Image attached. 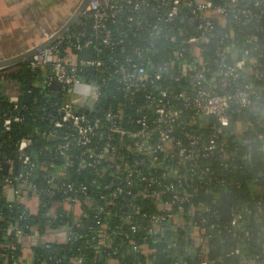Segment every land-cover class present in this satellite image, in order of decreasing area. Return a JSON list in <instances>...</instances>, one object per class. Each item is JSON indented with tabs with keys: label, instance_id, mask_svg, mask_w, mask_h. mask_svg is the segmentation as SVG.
<instances>
[{
	"label": "built area",
	"instance_id": "built-area-1",
	"mask_svg": "<svg viewBox=\"0 0 264 264\" xmlns=\"http://www.w3.org/2000/svg\"><path fill=\"white\" fill-rule=\"evenodd\" d=\"M145 9L148 14L141 15ZM124 10L129 13L128 29L149 31L143 37L144 46L127 50L106 26L108 19L119 18ZM82 17L92 21L93 32L88 37L69 31L26 60L25 69L44 73V87L52 81L61 83V94L69 100L55 109L53 125L71 131L73 136L64 138L65 143L82 149L91 144L101 125L89 122L80 110H96L101 90L116 82L125 103L105 110L108 135L101 149L89 154L98 163L110 164L112 190L100 198L101 203L78 200V194L86 195V186L66 184L63 189L50 190L48 196L68 194L52 203L51 214L58 209L71 215V220L58 229L47 227L42 234L33 228L24 234L18 226L10 227L11 244L21 250L19 264L32 263L33 247L50 249L53 243L70 245L79 239L72 226H84L81 219L86 209L93 213L95 226L88 228L93 251L104 264H121L116 256L121 245L140 258L129 264H157L156 252L147 242L150 239L170 249L171 264H264V26L260 25L264 0H90L79 20ZM162 40L174 45V50L168 61L156 63L155 45ZM97 47L111 52L106 59L110 66L92 56ZM83 49L89 50L86 59ZM20 68L0 69V83L18 86L7 96L16 114L4 119V128L23 120L17 113L23 93L19 82L3 81ZM82 68L99 76L95 80L81 77ZM158 81H165L166 86ZM174 84L181 86L171 90ZM137 93L143 94V104L135 113L145 115L134 121L135 127H122L123 108L126 102L134 103ZM77 97L80 105H76ZM47 136L51 139L53 134ZM65 143L61 149L69 145ZM15 146V158L23 171L14 175L13 161L6 160V176L0 182L3 189L12 190L10 202L30 209L26 202L32 198L35 214L38 191L29 178L32 170L44 168L31 160L29 138H21ZM71 157L63 155L64 165L49 176V185L65 179L64 170L74 165ZM202 160L213 162L215 169ZM75 167L82 170L87 163L80 160ZM103 173L96 174L102 177ZM239 173L244 176L234 179ZM235 192H241L242 199H234ZM222 195L230 198L225 220ZM124 196L139 197L144 204L121 205ZM111 217L119 224L109 223ZM121 222L126 229L122 230ZM68 261L85 262L82 257Z\"/></svg>",
	"mask_w": 264,
	"mask_h": 264
},
{
	"label": "trees",
	"instance_id": "trees-1",
	"mask_svg": "<svg viewBox=\"0 0 264 264\" xmlns=\"http://www.w3.org/2000/svg\"><path fill=\"white\" fill-rule=\"evenodd\" d=\"M148 9H145L141 15H147ZM119 18L115 20L108 19L106 21V26L113 31L114 38L120 37L124 42L127 50L132 49L137 46H144L145 41L143 37H147L149 31H146L147 28H143L137 31L130 30L126 27V18L129 13L124 10V13L121 14ZM154 23L156 21H153ZM123 23L124 26L120 25ZM264 26V21L261 22ZM162 27V26H161ZM71 33H84L86 37L93 32L92 30V21L87 17H82L79 20L78 25H74L70 29ZM130 33L139 35V38H133ZM190 34V33H188ZM125 35H128L127 38H124ZM239 35V34H238ZM242 36H238L241 39ZM129 43V44H127ZM157 54L153 57V61L156 63H162L168 61L174 50V45H169L165 41L157 42L155 45ZM98 50V51H97ZM118 53V52H117ZM111 52L97 47L95 51L92 52L93 57H100L105 60V66H110V61L106 60L110 57ZM123 56H119L121 58ZM20 70L5 75L3 81L8 80H17L19 82L22 92L30 91L32 93V98L28 105L20 103V109L17 112L20 116L23 117L22 123L13 124L10 128L3 127V121L7 116L14 115L16 112L12 110L11 105L7 102V96H4L1 92L0 84V181L6 176L4 170V162L6 160H11L14 163L13 174H18L23 171L21 164L15 158L16 152V143L21 138H29L31 140V146L28 150V154L31 160L36 163L39 167L44 168L40 170L39 168L31 171L30 182L33 183L38 191V205L37 212L32 213L30 209H27L23 203H14L8 202L4 197V189L0 182V264H19L18 258L21 256V250L18 245H12V237L7 235L8 229L12 226H18L24 234L29 233L30 229L38 231L42 234L47 227L50 229H58L65 222H70L71 215H64L62 211H58L56 214H51L50 208L52 203L60 202L68 196L67 193H55L51 196H48L50 190H60L63 189V186L66 184H72L76 188L81 186H86L88 191L85 196L78 194L79 201L91 200L93 203H101L100 198L111 192L110 185L113 182V178L110 177V164L109 163H98L92 157H90V152H95L96 150L101 149L104 140L108 135L107 128L109 122L105 119V110L111 106V110L118 103L122 105L125 103L123 94L117 90V84L115 81H111L108 84V87L101 90L100 103L96 110L91 113L87 111L80 110L88 119L89 122H99L100 129L97 130L96 135L92 138V142L86 148H78L73 144L65 143L64 138L71 139L73 134L71 131L66 129L60 130L56 129V125L53 114L58 104L62 102V95H57L56 98L46 99L45 94L40 93L39 89L30 87L29 81L34 80L37 77L35 72H30L25 69V61L19 64ZM80 76L84 78H89L95 80L98 77V73H93L85 68L80 69ZM173 73V72H172ZM103 77H107L106 73L102 74ZM26 80L28 82L23 83ZM32 80V81H33ZM157 83H160L158 81ZM162 86H166L165 81L160 83ZM172 86V89L178 90L179 86ZM134 103L131 105L126 102L125 108H123L124 119L121 126L125 128L135 127L134 121L137 118L145 115V112L139 114L135 113V108L143 104V94L137 93L134 94ZM52 133L53 137L48 138V134ZM66 145L64 149L62 145ZM72 156L73 166L70 168V171L64 170L65 179L60 183L58 180H54L52 184H48L47 180L55 170L61 169L64 165L63 155ZM84 160L87 163V167L82 170H76V164ZM202 163L210 166L215 169L213 162L208 160H202ZM104 172L102 177H99L96 173ZM220 174V173H217ZM222 175V174H220ZM218 175V177H233L231 174H223V176ZM244 175L239 173L238 176L233 177L234 179H241ZM234 199H242L243 194L241 192L233 193ZM138 198V199H137ZM133 196H124L120 198L119 203L121 205H126L128 202L130 204L143 205L144 201L141 198ZM119 205V207L121 206ZM110 212H116V208L109 207ZM149 212H152L150 209ZM86 216L81 219V222L84 224L82 228H75L72 226L74 232L78 233L81 237L75 242H72L70 245H58L51 244L50 249H43L40 247H33V260L31 264H40L44 262L45 264H70L68 260L75 257H82L85 262L83 264H104L98 256L94 254L93 251V238L88 228L95 226L93 220V213L91 210H85ZM102 220L105 217L101 216ZM109 223L116 225L119 224L116 217L108 218ZM122 230L126 229V223L121 222ZM148 244L154 248L156 252V261L157 264H171V251L163 243L147 241ZM226 248H218L215 254L221 252V250H227ZM176 252V251H175ZM214 254V252H212ZM122 255L123 260L120 256ZM117 258L121 264L129 262H135L139 260V256L132 254L125 245L117 248Z\"/></svg>",
	"mask_w": 264,
	"mask_h": 264
},
{
	"label": "crops",
	"instance_id": "crops-1",
	"mask_svg": "<svg viewBox=\"0 0 264 264\" xmlns=\"http://www.w3.org/2000/svg\"><path fill=\"white\" fill-rule=\"evenodd\" d=\"M79 2L80 0H0V61L23 55L49 39L69 20ZM19 64L6 68L18 69ZM43 74H37V77L32 79L33 81H29L30 87L39 89L40 93L45 94V98L48 100L56 98L62 93L61 83L52 81L51 83H56L59 86L52 88L51 83H49L48 86L44 87L45 75ZM26 82L28 81H23V83ZM0 84L4 96L15 93L16 88H18L17 85L9 82H1ZM62 97L63 100L60 103L69 100L67 96ZM76 101V105H80L81 98L77 97ZM63 129L68 131L66 127ZM4 197L8 202L12 201V190L4 188ZM26 204L32 212L36 209V203L32 198H29ZM25 247H28L27 244ZM25 253L28 251L24 250Z\"/></svg>",
	"mask_w": 264,
	"mask_h": 264
},
{
	"label": "water",
	"instance_id": "water-1",
	"mask_svg": "<svg viewBox=\"0 0 264 264\" xmlns=\"http://www.w3.org/2000/svg\"><path fill=\"white\" fill-rule=\"evenodd\" d=\"M90 0H80L77 9L73 13V15L69 18V20L54 34L52 35L49 39L44 41L43 43H40L38 46L34 47L30 51L24 53L23 55H20L18 57H15L13 59H8L4 61H0V69L5 68L17 63H21L23 61L28 60L31 58L33 55L39 53L41 50L46 49L47 47L51 46L54 44L57 40L62 38L66 33L70 31L72 27H74L75 23L79 20L81 17L83 11L85 10L87 4L89 3ZM88 49H83L82 51V56L84 59H86V56L88 54ZM52 88H57L59 85L56 83H51ZM32 94L27 91L22 93V103L24 105H28L30 103ZM7 168L4 167L3 172L6 173ZM62 181L61 178L58 179V183ZM229 196L228 195H222L221 197V212H222V219H227L228 218V212H229ZM58 209L55 210V213H57Z\"/></svg>",
	"mask_w": 264,
	"mask_h": 264
}]
</instances>
